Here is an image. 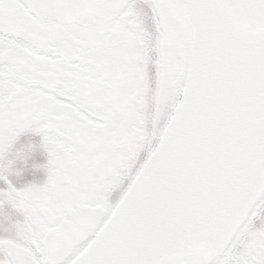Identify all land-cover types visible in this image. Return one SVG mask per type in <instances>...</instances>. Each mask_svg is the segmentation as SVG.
Instances as JSON below:
<instances>
[{
  "label": "snow or ice",
  "instance_id": "1",
  "mask_svg": "<svg viewBox=\"0 0 264 264\" xmlns=\"http://www.w3.org/2000/svg\"><path fill=\"white\" fill-rule=\"evenodd\" d=\"M0 184V264H264V0H0Z\"/></svg>",
  "mask_w": 264,
  "mask_h": 264
},
{
  "label": "flooded vegetation",
  "instance_id": "2",
  "mask_svg": "<svg viewBox=\"0 0 264 264\" xmlns=\"http://www.w3.org/2000/svg\"><path fill=\"white\" fill-rule=\"evenodd\" d=\"M39 144V137L31 136V134L22 135L18 141L17 147L25 145L27 142ZM47 162L46 153L42 149L37 148L29 154V158L26 165H21L27 168L25 173L26 181L42 183L46 178V172L42 167ZM15 182V181H14ZM21 186L17 184V187ZM0 187H6V185L0 184Z\"/></svg>",
  "mask_w": 264,
  "mask_h": 264
}]
</instances>
